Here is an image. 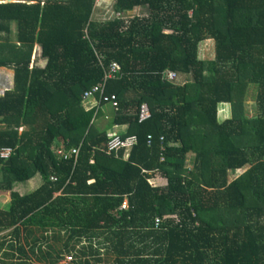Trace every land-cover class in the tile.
<instances>
[{
	"label": "trees",
	"instance_id": "obj_1",
	"mask_svg": "<svg viewBox=\"0 0 264 264\" xmlns=\"http://www.w3.org/2000/svg\"><path fill=\"white\" fill-rule=\"evenodd\" d=\"M137 7L147 13L98 21L95 0H0V66L14 70L0 94V148L12 149L0 155V264H94L98 244L113 264H264V0L114 3ZM113 61L116 109L83 98ZM145 102L152 116L139 122ZM116 125L138 137L126 159L107 151Z\"/></svg>",
	"mask_w": 264,
	"mask_h": 264
},
{
	"label": "rangeland",
	"instance_id": "obj_2",
	"mask_svg": "<svg viewBox=\"0 0 264 264\" xmlns=\"http://www.w3.org/2000/svg\"><path fill=\"white\" fill-rule=\"evenodd\" d=\"M8 1V0H6ZM11 1H16V0H11ZM102 2V0H101ZM104 2H108L107 7L105 10L98 7V4H96V8H95V12L93 15V19L94 20H98V21H107L110 20L112 18H114L117 13L116 10L114 9V3L115 0H106ZM104 7V6H103ZM147 13V9L143 8V7H137L132 11H129L126 15L125 18L127 20L134 18L137 15H143ZM13 29H14V35H12V41H16V25H13ZM215 42L214 40H205L202 44H201V57L204 59H213L215 56ZM40 55H41V51H40V47L35 46L33 49V53H32V62L35 60L37 61V64L44 66L45 65V61L40 59ZM178 82L183 81L184 78H178L176 79ZM14 83V70L9 69V68H5V67H1L0 66V94H2L4 92L5 89H7L8 87L13 86ZM256 94H257V86L254 84L250 85V88L248 89L246 96H245V109L248 113L250 114H254V105L256 103ZM104 116H102L99 120H98V125L101 128H104L107 126V124L109 123L111 117H112V109L110 106H107L105 112H104ZM27 127H21L20 128V132H22L23 130H25ZM195 153L190 152L188 154V165L191 166L192 162L191 159L194 158ZM245 169H240L238 171H236L235 173H230L229 174V179L232 180L235 177L239 176ZM0 178H2V174L0 173ZM33 184V183H32ZM36 183H34L32 185V188L35 186ZM26 189V187H25ZM10 201V195L9 193L0 191V208L5 207L8 202ZM33 229L37 230V227L33 226ZM8 233V231H3L2 233H0V236H3L4 234ZM39 234V232H38ZM54 242V241H53ZM55 243V242H54ZM98 246H100V254L94 257H90L92 262L94 264H98V261L96 259L100 258V263L102 264H113L116 256L118 254L114 253L113 251H109L106 248H102L101 245L98 244ZM47 248V247H46ZM45 248V249H46ZM71 262V260H69V258L65 257L64 260H61L59 264H69ZM73 262V259H72Z\"/></svg>",
	"mask_w": 264,
	"mask_h": 264
},
{
	"label": "built area",
	"instance_id": "obj_3",
	"mask_svg": "<svg viewBox=\"0 0 264 264\" xmlns=\"http://www.w3.org/2000/svg\"><path fill=\"white\" fill-rule=\"evenodd\" d=\"M101 0H96L97 3H99ZM117 17H124V14L121 12H117ZM104 68V77L102 81L99 83L93 85L91 88L87 89L83 93L84 99H92L95 96H99L101 100H104L108 104H110L113 108H118L119 101L117 99V96L115 94H112L111 96L107 95L106 92V86L109 80L116 79L122 76V69L121 65L118 62L113 61L108 66H105L103 64ZM164 78L168 80H175L177 78V73L171 70H167L164 72ZM152 116L151 110L149 105L145 102L140 107L139 112V122H144L148 119H150ZM161 140H164V137H161ZM138 142L137 135H129L126 137L121 136L118 132H114L107 143V151L109 153L112 152H118L121 149H124L126 152H130L131 149L134 147L135 144ZM152 142V135H148V144L150 145ZM164 148V147H163ZM12 149L11 148H0V155L3 157H7L11 154ZM79 152L78 148H73L70 153L64 151L63 148H60L58 153L62 154L65 158H68L71 155H75L77 157ZM164 158H162L163 160ZM129 207L128 200H125L123 204L121 205V209H127ZM163 219L160 217H157L155 220V227L159 228L162 224ZM69 260H72V256H67Z\"/></svg>",
	"mask_w": 264,
	"mask_h": 264
},
{
	"label": "crops",
	"instance_id": "obj_4",
	"mask_svg": "<svg viewBox=\"0 0 264 264\" xmlns=\"http://www.w3.org/2000/svg\"><path fill=\"white\" fill-rule=\"evenodd\" d=\"M104 1H106V0H104ZM102 2L101 4H100V8H102V9H106V8H108L107 7V5L106 4H108V2ZM104 6V7H103ZM96 8V7H95ZM96 11V10H95ZM36 46H38V45H36ZM38 47H40V46H38ZM40 51H41V48H40ZM45 61V63H46V60H44ZM107 106H109V105H107ZM107 106L106 107H104L103 108V110H105L106 108H107ZM126 130V126L125 125H116L114 128H113V132H118V133H121L122 131H125ZM129 157V153L128 152H126L125 153V156H124V158L126 159V158H128ZM194 158H195V156H194ZM194 158H192L191 159V162H193V160H194ZM192 166V165H191ZM190 166V167H191ZM94 182V179H91L90 181H89V183H93Z\"/></svg>",
	"mask_w": 264,
	"mask_h": 264
},
{
	"label": "clouds",
	"instance_id": "obj_5",
	"mask_svg": "<svg viewBox=\"0 0 264 264\" xmlns=\"http://www.w3.org/2000/svg\"><path fill=\"white\" fill-rule=\"evenodd\" d=\"M103 1H104V0H102V2H103ZM102 2L100 1L99 3H97L96 0H95V7H96V4H98L97 8L100 7V4H101ZM116 13H117V12H116ZM115 17H117V15H116ZM124 17H125V16H124Z\"/></svg>",
	"mask_w": 264,
	"mask_h": 264
},
{
	"label": "water",
	"instance_id": "obj_6",
	"mask_svg": "<svg viewBox=\"0 0 264 264\" xmlns=\"http://www.w3.org/2000/svg\"><path fill=\"white\" fill-rule=\"evenodd\" d=\"M8 2H11V0H8Z\"/></svg>",
	"mask_w": 264,
	"mask_h": 264
}]
</instances>
